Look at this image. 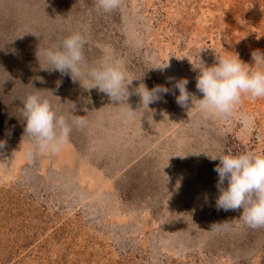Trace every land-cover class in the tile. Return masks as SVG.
Instances as JSON below:
<instances>
[{"label":"rangeland","instance_id":"obj_1","mask_svg":"<svg viewBox=\"0 0 264 264\" xmlns=\"http://www.w3.org/2000/svg\"><path fill=\"white\" fill-rule=\"evenodd\" d=\"M74 31L88 38L90 64L106 45L140 79L129 86L133 114L42 70L38 48ZM255 50L264 52V0H122L110 14L95 0H0V264H264V226L217 209L219 161L210 159L264 153V98L244 97L222 118L195 100L182 108L174 88L186 78L202 99L200 60L236 53L251 66ZM140 83L172 92L147 109L133 91ZM32 86L53 91L66 115L86 116L59 152L25 136L20 108Z\"/></svg>","mask_w":264,"mask_h":264},{"label":"clouds","instance_id":"obj_2","mask_svg":"<svg viewBox=\"0 0 264 264\" xmlns=\"http://www.w3.org/2000/svg\"><path fill=\"white\" fill-rule=\"evenodd\" d=\"M121 3L122 0H95V8L97 12L110 14L119 9ZM87 43L85 34L74 31L59 45L38 48L36 56L40 67L41 60L48 65L41 69L70 75L72 81L79 82L85 90L97 89L111 100L119 102V105H126L127 114H133L135 111L127 103L132 94L129 86L134 80L140 79L131 78L124 62L115 58L111 48L106 45L98 46L103 55L97 62L90 64L85 57ZM251 57L254 62L251 66L236 53L234 56H216L212 66H206L200 60L199 66L194 68L199 70L196 88L202 93V99H196L189 93V81L182 78L174 84V88L179 91V95L175 96L176 103L184 108L195 100L205 116L227 118L234 114L242 98H264V52L255 50ZM168 66L167 63L153 69L163 71ZM167 79L171 83L174 78ZM60 83L57 81V87ZM33 89L21 101L23 107L20 108V114L25 121V136L38 151L59 152L68 142L73 126L82 127L86 124V116L73 115L71 111L66 115L53 105L51 97H56L53 91ZM133 91L140 97L141 107L149 109L150 104L160 101L172 89L164 85L149 89L146 84L140 83ZM4 147L5 141H0V149ZM210 159L219 161L214 168L218 174L217 209H242L239 219L245 224L253 228L264 226V153L245 151L233 154L221 151Z\"/></svg>","mask_w":264,"mask_h":264}]
</instances>
